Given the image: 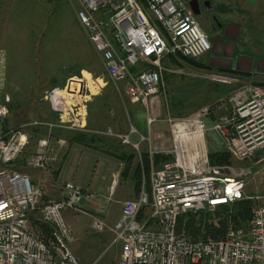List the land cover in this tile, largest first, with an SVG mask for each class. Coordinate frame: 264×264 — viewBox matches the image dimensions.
<instances>
[{
    "label": "built area",
    "instance_id": "2783aa9c",
    "mask_svg": "<svg viewBox=\"0 0 264 264\" xmlns=\"http://www.w3.org/2000/svg\"><path fill=\"white\" fill-rule=\"evenodd\" d=\"M72 1L76 20L118 96L146 110L150 99L159 95L164 58L199 59L212 48L187 0H144V6L140 0ZM203 77L237 88L188 119H166L173 161L151 170L148 179L141 178L136 198L120 203L119 217L111 225L105 220L107 206L113 202L111 192L103 195L73 181H60L59 199L42 202L41 189L27 174L13 169L27 136L20 130L5 131L10 100L0 86V264H81L70 248L72 231L63 218L67 210L87 216L93 232L112 236L110 244L120 247L118 264H264V205L252 208L245 228H229L219 240H194L177 232L180 217L214 211L243 198V180L219 175L226 166H210L208 156L202 161L204 130L217 135L236 160L264 155V88L241 76ZM57 91L49 95L58 114L56 122L35 124L49 130L85 131L84 106L75 97V105L61 107L54 98ZM212 116L216 119L210 123ZM152 121L147 119L148 124ZM134 132L130 128L128 134H113L108 128L96 134L131 144ZM131 145L138 150L137 144ZM56 162L48 136L37 141L34 153L25 160L39 171ZM84 203L94 212L86 211ZM32 214L49 227L48 239L32 231Z\"/></svg>",
    "mask_w": 264,
    "mask_h": 264
},
{
    "label": "rangeland",
    "instance_id": "374dc122",
    "mask_svg": "<svg viewBox=\"0 0 264 264\" xmlns=\"http://www.w3.org/2000/svg\"><path fill=\"white\" fill-rule=\"evenodd\" d=\"M209 2L211 13L220 23L237 21L242 23L246 33L239 40L242 51H254L256 48L259 49V53L264 54V11L255 16L252 15L251 10L241 8L239 14L240 7L236 8L234 0H209ZM140 3L145 5L144 0H140ZM74 7L72 0H0V64H3L1 88L10 100L7 104L8 115L4 129L20 130L27 136V144L22 154L34 152L37 141L48 130L45 126L37 124L57 120L58 114L53 111L49 101V95L55 89L64 92L60 94L62 97L53 96L61 107L75 105L77 103L73 101L75 97L78 103L81 102L80 106H84L83 112L87 110L88 114L87 130L96 128L103 130L107 127L113 129V123L117 122L116 112L128 102L122 95L119 97L123 102L120 103L121 106L111 100L112 103L106 108L105 103L92 99L89 111L85 109L87 103L84 100H87L86 97L91 93H98L100 97L106 90L114 91L116 94L117 92L77 22ZM197 19L203 22L201 16ZM212 35L208 36L211 44L215 37ZM206 54L197 61H206ZM262 68L263 66L260 65L259 69ZM240 76L252 84L264 87V73ZM122 86L123 84H119L117 88L121 89ZM217 86L221 88L223 85L217 84ZM72 92H75L74 97ZM111 111L113 117L110 115ZM140 116L146 120L153 119L150 115H146L145 109L141 106ZM191 116L178 120H185ZM211 133L213 132L204 130L206 136ZM91 134L90 131L84 132L86 142H89ZM169 134L171 142L162 143L160 149L164 150L166 147L173 149L171 131ZM202 146L203 162L210 153L217 150L226 151L219 139L213 141V144L211 142ZM219 175L227 178L239 177L244 183L242 197L253 200L255 205H264V155L259 154L255 158L243 161L231 156L229 166L221 170ZM84 206L86 211L94 212L87 205ZM112 207L111 202L106 212L110 213ZM120 208L119 205V211ZM38 216V214L31 215V229L35 234L41 235L38 230L41 224L38 222ZM63 218L72 231L73 240L70 248L81 264H118L120 247L117 244H110L112 236L109 233L93 232L90 228V219L84 215L67 210L63 212Z\"/></svg>",
    "mask_w": 264,
    "mask_h": 264
},
{
    "label": "crops",
    "instance_id": "0c3cea01",
    "mask_svg": "<svg viewBox=\"0 0 264 264\" xmlns=\"http://www.w3.org/2000/svg\"><path fill=\"white\" fill-rule=\"evenodd\" d=\"M234 1H236V8L240 7L239 14L244 8L251 10L252 15L255 16L264 11V0ZM196 20L207 37L212 34L215 36L210 53L206 54V61L164 58L159 95L150 99L147 110L143 108L146 115L153 117L152 123L148 124L147 120L140 116L139 104H132L129 101L115 114L117 122L113 123V129H109L113 134H128L130 128H133L135 132L130 134V143L137 144L138 150L131 144H123L117 137L96 134V132L107 130L108 127L103 130L97 128L87 130L88 114L87 110H84L85 112L82 110V124L85 131L54 127L48 129L43 135V137H49L50 145L57 155V162L54 165L45 171H39L25 164L26 158L34 152H25L18 157L13 164V169L27 174L31 183L41 189L42 202L59 199L60 181H73L91 192H100L103 195L111 192L113 207L110 213L106 212L105 220L108 224H113L119 217L120 203L136 198L139 180L141 183L143 176L148 179L151 170L158 171L165 163L173 161L169 147L164 150L159 148L162 143L171 142L170 127L166 119L169 117L178 120L193 116L200 108L225 98L237 88L236 85L211 82L204 78V75L213 73L240 76L264 73V54L259 53V49L256 48L254 51L240 49V37L246 34L242 23L237 21L222 24L218 21L220 27L215 33H210L204 21L199 22L197 18ZM187 60H193V62ZM260 65L263 66L262 69H259ZM2 72L3 64H0V86H3ZM217 84L223 86L219 88ZM102 93L104 94L100 96L101 99L98 93L87 96V100H84L87 103L85 109L90 107L92 99L105 103L106 108L112 102L119 106L123 103L114 91L106 90ZM110 115L114 116L113 111ZM215 119V116H212L210 121L213 122ZM55 122L56 120L47 121V123ZM5 131L13 130L5 129ZM88 131L92 134L89 142H86L83 135ZM141 137L143 140L140 139ZM217 139V135L211 133V135H204L202 141L206 146L211 142L213 144V141ZM161 158H167L168 161H162ZM84 204L93 209L87 203Z\"/></svg>",
    "mask_w": 264,
    "mask_h": 264
},
{
    "label": "trees",
    "instance_id": "16d2710c",
    "mask_svg": "<svg viewBox=\"0 0 264 264\" xmlns=\"http://www.w3.org/2000/svg\"><path fill=\"white\" fill-rule=\"evenodd\" d=\"M187 61L193 62V60ZM161 159L168 161L167 158ZM230 160L231 155L224 150L208 154V163L213 167L229 166ZM137 184L139 190L140 180ZM254 205L253 200L242 198L233 203L222 205L214 211L182 216L178 220L177 232H184L194 240L222 239L229 228L237 229L249 223ZM38 230L43 237L48 238L50 236L48 226L40 224Z\"/></svg>",
    "mask_w": 264,
    "mask_h": 264
},
{
    "label": "flooded vegetation",
    "instance_id": "af4514ba",
    "mask_svg": "<svg viewBox=\"0 0 264 264\" xmlns=\"http://www.w3.org/2000/svg\"><path fill=\"white\" fill-rule=\"evenodd\" d=\"M187 2H191L193 11L199 12V15L195 18L201 16L208 31L215 33L220 24L216 16L211 13V5L207 4L206 0H187ZM209 7L210 9H207ZM192 10L190 9L191 12Z\"/></svg>",
    "mask_w": 264,
    "mask_h": 264
},
{
    "label": "water",
    "instance_id": "95a60500",
    "mask_svg": "<svg viewBox=\"0 0 264 264\" xmlns=\"http://www.w3.org/2000/svg\"><path fill=\"white\" fill-rule=\"evenodd\" d=\"M206 3H207V4H210L209 0H206ZM188 7L192 10V4H191V2H188ZM207 9H210V7L207 8ZM192 14H193L194 16H198V15H199V12H196V11H193V10H192Z\"/></svg>",
    "mask_w": 264,
    "mask_h": 264
},
{
    "label": "bare ground",
    "instance_id": "6f19581e",
    "mask_svg": "<svg viewBox=\"0 0 264 264\" xmlns=\"http://www.w3.org/2000/svg\"><path fill=\"white\" fill-rule=\"evenodd\" d=\"M61 93H64V92H63L62 90H59V89H58L56 96H57V97H58V96L62 97V96L60 95Z\"/></svg>",
    "mask_w": 264,
    "mask_h": 264
}]
</instances>
